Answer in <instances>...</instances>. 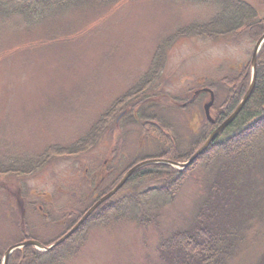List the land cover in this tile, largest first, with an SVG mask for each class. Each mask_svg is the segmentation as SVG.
I'll return each instance as SVG.
<instances>
[{"label": "rangeland", "instance_id": "374dc122", "mask_svg": "<svg viewBox=\"0 0 264 264\" xmlns=\"http://www.w3.org/2000/svg\"><path fill=\"white\" fill-rule=\"evenodd\" d=\"M244 1L264 17V0ZM16 7L0 5V165L4 166L15 159L37 158L52 145L71 146L141 82L165 39L221 11L216 2L119 0L105 6L58 5L56 10L43 9L44 15L31 18L28 13H13ZM61 7L66 9L57 11ZM254 46L246 35L216 42L191 37L179 39L166 51L167 66L153 97L160 91L167 97L160 106L171 107L167 117L174 123L182 151L190 150L203 135V105L209 98L201 96L187 108H174L168 99L184 103L201 86L214 84L220 105L227 95L222 79L236 75L251 60ZM119 128L88 154L56 159L40 171L21 175L17 183L24 190L53 196L54 204H47L44 212L50 210L56 222L71 213L77 216L92 204L94 172L104 164L109 148L120 152L113 179L140 155L162 151L151 134L140 144L144 132L140 124L126 119ZM260 166L263 178L255 173L253 183L257 196L251 191L254 196L249 198L257 205L251 211L254 218L229 264H264V165ZM212 181L200 165L175 199L162 191L146 197L148 204L160 209L157 225L143 226L131 218L109 225L90 223L81 245L75 238L67 239L39 256L36 264H158V243L190 227ZM32 200L43 204L41 199ZM9 201L0 195V241L15 236L13 228L19 220L16 212L8 218ZM29 222L38 224L36 235L43 245L66 231L56 222L47 227L38 212Z\"/></svg>", "mask_w": 264, "mask_h": 264}, {"label": "trees", "instance_id": "16d2710c", "mask_svg": "<svg viewBox=\"0 0 264 264\" xmlns=\"http://www.w3.org/2000/svg\"><path fill=\"white\" fill-rule=\"evenodd\" d=\"M117 1L119 0H0V5L15 4L17 7L13 9V13L26 15L28 13L31 18H35L44 15L43 9L56 10L58 5L92 3L105 6ZM187 1L201 4L216 2L221 11L203 24L180 29L165 39L156 49L150 69L141 82L115 101L87 133L71 146L63 148L52 145L36 159H15V162L12 161L7 166L0 165V176L31 174L50 165L56 159L88 154L102 143L106 135V126L109 127L110 135L113 134L115 120L120 112L127 109L129 116L132 108L137 107L140 110L141 132L143 127L145 136L151 134L154 139L156 138L162 151L132 163L114 182L102 186L100 197L109 192L126 171L143 160L187 161L205 143L211 132L225 122L239 106L251 83V60L242 66L236 75L222 79L221 86L227 95L220 105H217V86L204 85L210 87L216 94L213 108L216 124L204 120L203 135L190 150L182 151L176 132L173 130L172 134H166L167 131H162L160 127L151 126L150 121L154 120V117L148 113L147 108H142L144 105L141 104L146 97H150L160 88L158 81L166 69L168 60L166 51L182 38L196 37L216 42L228 38L236 41L240 36L246 35L256 43L264 35V17L256 7L244 0ZM65 9L61 7L57 11ZM173 100L179 102L178 98ZM200 165L213 180L208 193L199 205L190 227L174 231L158 243L156 247L158 264H229V260L236 253L242 234L250 228V222L254 218L252 207L256 205L254 200L249 199L255 195L253 183L257 179L254 174L263 178L260 165H264V45L258 56L257 80L250 100L237 118L217 136L208 150L183 171L166 164H152L140 168L128 179L121 191L100 206L71 239L75 238L76 243L81 245L87 236L90 223L109 225L131 218L143 226L157 225L161 217L160 209L148 204L146 197L155 191H162L175 199L190 173L197 170ZM87 210L88 208L77 215L72 226ZM135 211L140 212V215L134 213ZM52 243L53 241L46 245ZM42 254L43 252L29 247L24 252L21 264H36ZM21 257L22 252L17 250L11 256L10 264H18ZM68 257L71 258L72 253H69Z\"/></svg>", "mask_w": 264, "mask_h": 264}, {"label": "flooded vegetation", "instance_id": "af4514ba", "mask_svg": "<svg viewBox=\"0 0 264 264\" xmlns=\"http://www.w3.org/2000/svg\"><path fill=\"white\" fill-rule=\"evenodd\" d=\"M160 93L162 94L161 91H160ZM161 94L156 95L154 97H153V95H155V94H153L150 97H146L141 103L142 105H144L142 108H147L148 111H150V113L154 117V120L150 121L151 126H154L155 128L160 127L162 129V131L168 132L166 134H170V133L172 134V131L175 129V126H174V123H172V121L169 120V117H167V113L171 111V107L168 109V106H170L169 104H164V105L160 106V103L163 99L167 100V97L165 95H161ZM192 95H193V93H192ZM168 100L171 103L172 107H173V105L180 106V104L178 102H175L173 100V97L171 99L169 98ZM156 108H161V109L156 112ZM143 110L145 111V109H143ZM124 111H126L127 113L119 122H118L117 118L121 114V112L118 114V116L115 120V127L113 129V132L115 129H120L119 126H120L121 122L124 120V118L128 117V119L131 120V123L137 124L140 122V118H139L140 117V110L138 107L132 108V113L129 116H128L129 110L126 109V110H123L122 112H124ZM140 129H141V127H140ZM105 131H106V135L104 136L103 141H105L106 138L110 136L108 126L105 127ZM212 133L213 132H211V134ZM145 135H146V133L141 134V137H140V140H141L140 144H142V145H143L144 139L147 138ZM118 154H120L119 150H116L114 147L109 148L108 154H107V159L104 161V164L102 165V167L98 171L96 170L97 172H94L95 173L94 177L97 179H96V184L94 185L92 192L90 193V197H93V201H96L100 197V195L102 193L101 191L103 189L102 186L105 183H107L110 180H113L111 182H114L117 179V177L119 176L118 175V176H116L115 179H113V175L114 176L116 175V170H115L116 166L115 165L117 163L116 162L117 161L116 156ZM139 158L143 159L145 157H142L140 155ZM135 161H137V159ZM41 169H43V167L40 169H37V170L40 171ZM19 177L20 176L14 177L13 175H11V176H8V175L0 176V195H5L6 198L7 197L9 198V200H10L9 202L12 203V207H10V205H9L7 207V210H6V212H8V218H11V216L15 212L17 213V216L19 218V220H17L16 228H13L15 236L14 237L11 236L12 239H9L6 241H4L2 239L0 241V264H4L3 260L5 257V254L7 253V251L11 247H13L15 245L23 244V243L28 242V241H37V242H40L43 244V242H41L38 239V235H36V226H38V224H31L29 222V218L35 216V212H38L39 216L48 222L46 225L47 227L53 226L54 224H50V223L56 222L55 221L56 219L52 218V214H51L52 212L50 210L49 211L51 213L49 211H47V213L44 212V209H45L47 204H49V203L54 204L53 203L54 202L53 196L47 197L45 195V193H43V192L38 193V192L33 191V190H24L23 186L21 184L17 183L18 182L17 180ZM33 197L36 200L41 199V202L43 204L41 203L42 205H40L39 204L40 201H38V200L37 201L32 200ZM13 198H14V201H13ZM13 209H14V211H13ZM73 215L74 214L71 213L69 216H67V217L64 216L62 219H60L56 222L59 226L64 227V231L66 230L65 232H63L64 234L62 233L63 235H65L71 229L70 227L72 226V224L74 223V221L77 217V216H73ZM29 247H33V246H27L23 249H19L22 252V257L20 258V262L18 264L22 263L23 258H24V252ZM2 250H4V253H2ZM10 260H11V256L9 257L8 264H10Z\"/></svg>", "mask_w": 264, "mask_h": 264}, {"label": "water", "instance_id": "95a60500", "mask_svg": "<svg viewBox=\"0 0 264 264\" xmlns=\"http://www.w3.org/2000/svg\"><path fill=\"white\" fill-rule=\"evenodd\" d=\"M264 44V36L256 43L253 54H252V60H251V66H252V78H251V83L249 86V89L247 93L245 94L244 98L240 102L239 106L236 108V110L232 113V115L225 121L223 122L218 128L210 135V137L207 139V141L204 143V145L195 152V154L186 162H171L167 160H149L145 161L142 163L137 164L136 166L132 167L122 178V180L117 184V186L111 190L108 194L103 196L96 204L90 208L86 214L81 218V220L61 239H59L57 242H55L53 245L47 247L44 246L43 244L36 242V241H28L23 244H18L16 246L11 247L7 253L5 254L4 258V264H8V260L10 255L16 250V249H21L23 247L27 246H34L36 249L42 252H48L57 246L61 245L63 242H65L67 239H69L88 219L89 217L93 214V212L100 207L103 203L111 199L116 193L119 192V190L125 185V183L128 181V179L140 168L145 167L147 165H152V164H166L169 165L175 169L179 170H185L188 167H190L196 159H198L210 146V144L216 139V137L224 130L226 129L236 118L237 116L241 113L245 105L248 103L250 100L256 80H257V60H258V55L260 53V50ZM202 92H209L210 93V100L204 105V112L206 115V118L209 122L214 123V120L211 117V108L214 104L215 101V95L213 91L210 89H203L196 91L193 95V98L187 102L184 106L191 104L194 102L196 97L200 95ZM123 115V114H122ZM121 115V117H122Z\"/></svg>", "mask_w": 264, "mask_h": 264}]
</instances>
